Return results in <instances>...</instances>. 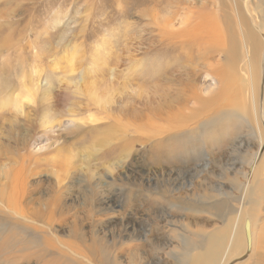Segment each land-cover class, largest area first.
Instances as JSON below:
<instances>
[{"label":"rangeland","instance_id":"rangeland-1","mask_svg":"<svg viewBox=\"0 0 264 264\" xmlns=\"http://www.w3.org/2000/svg\"><path fill=\"white\" fill-rule=\"evenodd\" d=\"M260 9L0 0V183L22 169L39 223L0 197V264H184L223 233L211 264H264Z\"/></svg>","mask_w":264,"mask_h":264},{"label":"bare ground","instance_id":"bare-ground-1","mask_svg":"<svg viewBox=\"0 0 264 264\" xmlns=\"http://www.w3.org/2000/svg\"><path fill=\"white\" fill-rule=\"evenodd\" d=\"M262 1L264 2V0H262ZM257 8H258V6H257ZM250 9H251V12L252 13L254 11H256L255 6L254 7H250ZM261 12H264V10H261ZM188 22H189V20H188ZM201 36H199V37H201ZM249 36H251L250 32H249ZM262 38L264 39V36H262ZM187 47H188V45H187ZM188 48H190V47H188ZM14 99L13 98H7L5 100H2L0 102V110L6 108L7 106H12L15 109H19L18 102H17V100H14ZM19 160H20V166H22L24 164V161L21 160L20 158H19ZM25 175L26 174H24L22 172V169L21 168L19 170H12L11 172L9 171L7 177H6V173H5L4 174V177L7 180V182H6L7 191H6V188H5V182L0 183V197L5 196L6 199L4 200V204L6 205V207H8V206L11 207L10 210L12 211L13 214H15L16 217H19L21 219H25L26 221H30L29 222L30 224L32 222L33 224L36 223L38 225L39 224L38 221L32 219L30 217V215H29L33 211V208L30 209L29 212H28V209H27V201H26V199H28L29 193H28V187H26V183H25V180L26 179H23L25 177ZM20 177H23L22 178L23 181L20 180L21 179ZM249 179H250V182L251 183H250V185H247L246 186V190H245V193H246V202H245V204H248L251 207V210L248 211V212L254 214V211H255L254 209L258 205V198L255 196L256 195V193L254 191V188L255 187H254V182L252 180L251 175H250ZM247 198H249V201L247 200ZM29 202L33 203L34 201L33 200H30ZM248 212L246 213V215L251 216L250 214H248ZM51 220L52 219H48L47 222L50 223ZM252 222L254 223L253 220H252ZM226 241H227V237H226V234L225 233L220 234V235H212L207 240V242H206L205 245H203L202 247L198 248L199 252L196 251V253L194 252V253H191V254L187 255L184 264H211V263H216V262L220 261V254H221L222 250L224 249V246L226 244ZM237 242H238V237L235 236L234 239H233V244L235 245V244H237ZM78 251H80V250L77 249L76 252H75V254L78 255V256H80V258L82 259V262L85 261L88 264H94L91 261V258L90 257H87L85 255V253H83V254H82V252L81 253H78ZM259 264H262V261Z\"/></svg>","mask_w":264,"mask_h":264},{"label":"water","instance_id":"water-1","mask_svg":"<svg viewBox=\"0 0 264 264\" xmlns=\"http://www.w3.org/2000/svg\"><path fill=\"white\" fill-rule=\"evenodd\" d=\"M262 57L264 58V53H263ZM262 65L264 66V63H262ZM262 65H261V67H262ZM245 232H246V239H247V249L245 251V256H246L247 254H249L248 251L250 249V232H249V224H248V222L245 223Z\"/></svg>","mask_w":264,"mask_h":264}]
</instances>
